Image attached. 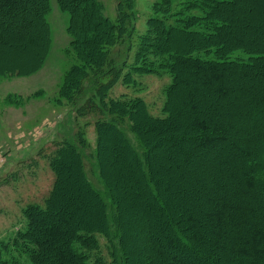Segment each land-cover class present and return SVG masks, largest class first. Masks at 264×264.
<instances>
[{
    "label": "trees",
    "instance_id": "obj_1",
    "mask_svg": "<svg viewBox=\"0 0 264 264\" xmlns=\"http://www.w3.org/2000/svg\"><path fill=\"white\" fill-rule=\"evenodd\" d=\"M192 1L198 0H188L173 11L172 0H159L158 8L160 3L165 7L158 12L164 15L148 18L146 32L139 36L134 72H143L138 62L147 64L144 57L152 54L166 57L172 73L166 90V116L158 118L149 114L139 98H108L126 64L117 63L112 49L127 44V55L130 52L137 19L135 0H114L113 20L105 15L101 0H56L69 17L66 52L75 59L64 73L58 96L73 106L81 101L75 113L79 117H101L94 123L96 147L92 153V170L101 189L87 177V142L79 131L60 143L49 158L52 189L44 206H25V228L1 243L0 264H23L11 252L24 257L26 264H103L100 257L89 256L99 250L96 234L116 241L120 264H138L131 259L127 243L123 210L128 197L141 199L142 206L149 202L159 214L157 223L166 226L164 249L172 255L162 263L157 258L160 252L152 250L144 264L153 257L157 264H218L219 260L223 264H264V42L246 43L244 33L231 29L233 18L227 12L236 0H200L199 6ZM193 8L201 14L185 16ZM49 10V0H0V18L20 16L14 23L0 22V76L29 75L41 67L50 45ZM35 21L41 27L39 37L18 34L31 29ZM196 24L201 31L191 29ZM186 37L191 40L179 46ZM28 45L34 53L25 57L30 60L27 67L5 63L14 46ZM210 50L214 55L206 57ZM235 50H242L248 59H231ZM127 75L123 81L130 84ZM228 108L232 110L230 119L223 116ZM240 113L244 119L260 114L261 125L240 122ZM124 124L136 145L127 137ZM106 139L131 158L127 168L136 178L128 180L125 194L118 189L119 178L103 161ZM167 140L176 143L163 156L174 149L182 151V164L190 166L198 181L195 210L189 213H182L180 207L187 205L190 195L174 200L158 175L157 153L160 142ZM179 142L183 143L177 146ZM70 167L99 210L97 217L92 215L80 223L75 213L60 209ZM212 174L215 183L207 186L203 177ZM221 177L227 184L221 183Z\"/></svg>",
    "mask_w": 264,
    "mask_h": 264
},
{
    "label": "rangeland",
    "instance_id": "obj_2",
    "mask_svg": "<svg viewBox=\"0 0 264 264\" xmlns=\"http://www.w3.org/2000/svg\"><path fill=\"white\" fill-rule=\"evenodd\" d=\"M101 1L105 15L113 20L115 17L114 0ZM187 1L172 0V10H180ZM158 2L159 0H135L137 19L131 49L128 55L127 44L112 49V55L117 63L126 61V64L121 78L109 91L108 98L112 100L126 99L127 101L139 98L145 103L150 115L164 118L166 116L164 111L166 90L172 82V73L166 67L167 58L147 54L144 57L147 64L142 61L138 62V66L143 69V72H134V66H136L134 58L140 40L139 36L146 32L148 18L164 15L158 11L165 6L160 3L161 8H158ZM191 3H198L199 6L200 0ZM49 6L50 10L46 15V20L49 24L50 45L41 67L29 75L0 76V245L7 243L19 231L24 230L26 220L23 210L27 204L35 203L44 206V200L49 195L54 183V174L49 167V158L60 143L65 139L71 140L79 131L83 132V138L87 142V148L84 151L87 177L94 186L101 189V184L92 170V153L96 147L94 123L101 117L96 114L79 117L75 113L82 102L73 106L58 96V89L64 73L75 62V59L71 53L66 52L70 40L66 33L68 14L58 8L56 0H49ZM199 14L201 11L197 8L185 12V16ZM227 15L233 18L231 29H234L238 34L244 33L247 39L246 43L254 44L258 40L264 42V0H236V5L228 10ZM19 17L4 16L0 18V22L2 24L14 23ZM199 27L200 24H196L191 29L201 31L198 29ZM40 31L39 22L35 21L31 29L19 30L18 34L32 33L39 37ZM190 40L191 38L186 37L178 45L185 46ZM24 48H26L25 52ZM33 51V47L30 45L21 48L14 46L12 53L8 54V62L5 63L27 67L30 60L25 57L32 55ZM207 54L210 56L206 57L214 55L212 50ZM198 56L205 57L203 53H199ZM229 57L231 59H248L242 50L233 51ZM2 65L3 63L0 62V66ZM125 74H128L127 77L132 79L130 84L123 81ZM36 92L39 94L38 96H36ZM231 112V108H228L223 111V116L230 119ZM239 115L242 118L240 122L262 123L259 120L262 118L260 114L247 119H244L241 113ZM234 123L236 124V122ZM124 129L127 137L136 145L133 135L128 132L125 124ZM180 129L182 126L178 130ZM159 135L162 136L164 133ZM175 143L170 140L160 142V151L157 153L156 161L161 164L158 175L163 185H167L166 194L176 201L184 198L187 193L190 195L187 205L180 207V211L185 214L195 210L193 207L197 202L195 189L198 181L195 180L196 175L191 173L190 166L182 164V158H184L182 151L174 149L169 151L168 156H163L168 147ZM180 143L183 142L176 145L178 146ZM104 147L103 161L107 167L109 166V171L119 178L118 189L125 194L128 192L125 188L128 180L133 181L136 178L128 172L127 165L131 158L129 155L123 156L119 153L121 151L119 145H113L107 139L104 141ZM212 171H215V167H212ZM65 175L66 188L64 194H61L63 196L60 200V209L65 208V213L68 211L75 213L79 223L89 219L87 217L92 215L97 217L99 210L94 205L96 203L86 194L75 172L72 174L71 167ZM203 178L207 186L210 183H215L214 174ZM219 180L222 181L221 183L227 184L224 178L221 177ZM142 203L145 205H141V199L128 197L123 210L124 220H127V225H124L129 231L127 243L131 259L138 264H144L145 258L152 255V250H155L161 254L157 257L158 260L165 263L172 255L164 249L166 226L161 222L157 223L155 216L158 219L159 214L149 202ZM90 207L93 212L89 210ZM96 238L99 250L90 252L89 256L100 257L103 264H120L116 241L109 242L102 234H96ZM11 255L26 264L24 257H19L13 252ZM153 259L155 258L153 257ZM153 259L149 264H157ZM217 262L223 264L221 260Z\"/></svg>",
    "mask_w": 264,
    "mask_h": 264
}]
</instances>
